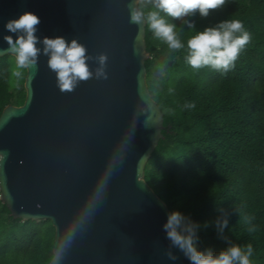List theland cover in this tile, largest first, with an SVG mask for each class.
<instances>
[{"label": "water", "instance_id": "95a60500", "mask_svg": "<svg viewBox=\"0 0 264 264\" xmlns=\"http://www.w3.org/2000/svg\"><path fill=\"white\" fill-rule=\"evenodd\" d=\"M128 3L0 0V58L11 56L3 37L15 35L6 23L26 11L40 17L41 40L77 38L89 55H108V79L81 82L73 92L59 90L41 55L34 76L26 71L23 105H8L0 115V150L9 153L0 170V200L14 219L51 221L53 255L110 160L122 159L96 214L60 264H190L177 248L176 261L165 255L170 241L163 225L171 211L145 180L164 138V115L146 81V23L129 22ZM89 64L95 71L98 65Z\"/></svg>", "mask_w": 264, "mask_h": 264}, {"label": "trees", "instance_id": "16d2710c", "mask_svg": "<svg viewBox=\"0 0 264 264\" xmlns=\"http://www.w3.org/2000/svg\"><path fill=\"white\" fill-rule=\"evenodd\" d=\"M188 19L195 21L196 31L240 19L252 40L231 70H194L186 62V47L170 52L146 26V81L165 129L145 180L171 212L200 225L201 251L251 243L255 264H264V0H227L207 18L197 13ZM168 20L178 30L183 26ZM192 34L184 29L185 44ZM14 67V57L0 58V115L26 98L27 72L18 80ZM186 103L196 107L185 108ZM219 209L229 219L223 234L215 224ZM245 218H252L251 224ZM250 226L256 231L249 232ZM54 238L50 220L14 219L0 200V264H49Z\"/></svg>", "mask_w": 264, "mask_h": 264}, {"label": "clouds", "instance_id": "9594fccd", "mask_svg": "<svg viewBox=\"0 0 264 264\" xmlns=\"http://www.w3.org/2000/svg\"><path fill=\"white\" fill-rule=\"evenodd\" d=\"M226 2L227 0H129L127 8L129 22L138 28L146 23L154 37L165 43L170 52L186 47V62L192 69L209 67L227 72L235 66L241 52L252 40L251 33L245 29L243 21L226 19L202 31H196L195 21L188 19L197 13L200 17L207 18L211 12L222 8ZM169 17L182 21L183 26L178 30L175 23L169 22ZM40 23V17L36 13L26 11L19 18L8 20L5 25L8 32L15 34L3 37L8 45L7 53L15 60L12 72L14 77L18 80L23 79L26 71H31V75L34 76L32 70L38 69L39 57L44 55L48 57V68L56 74L57 87L61 92H73L81 82H87L92 78L108 79L106 53L89 55L87 47L77 38L69 42L63 36L55 38L45 36L41 40L37 35ZM185 28L193 33L187 38L186 44L182 35ZM41 44L42 48L38 46ZM89 61H94L98 65L95 71L92 70ZM164 67V65L160 67L161 75L164 73ZM195 107L194 103L185 104V108ZM149 123L150 118L145 121V125ZM8 155L7 150H0V170L3 169ZM120 161L122 159L116 156L110 160L76 219L70 224L50 264H60L78 231L94 217L107 194L115 167ZM219 211L221 216L217 217L215 224L218 232L223 234L224 229L228 227L229 219L223 209ZM251 219L245 218V221L251 224ZM199 229L200 225L189 216L180 211L170 212L167 222L163 225L166 238L170 241L165 253L167 258L176 261L178 257L172 248H177L189 259L190 264H255L254 248L251 243L246 245L229 243L226 249L218 253L212 250H198ZM248 231L255 232V226H250Z\"/></svg>", "mask_w": 264, "mask_h": 264}]
</instances>
